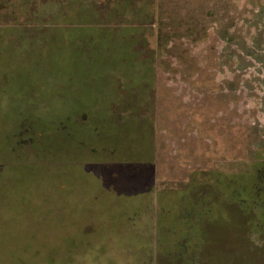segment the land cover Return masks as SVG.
Instances as JSON below:
<instances>
[{
  "label": "rangeland",
  "instance_id": "374dc122",
  "mask_svg": "<svg viewBox=\"0 0 264 264\" xmlns=\"http://www.w3.org/2000/svg\"><path fill=\"white\" fill-rule=\"evenodd\" d=\"M105 39L109 43L129 42L131 53L149 62L151 73L142 80L135 73L126 78L119 72L122 67L111 72L116 94L108 109L114 128L133 124L134 119L139 124L144 125L146 120L151 125L155 191L181 189L202 208L203 230L209 241L203 253H196L194 264H202L200 258L203 264H264V234L243 229L239 217L233 218V209L229 211L230 202L222 204L225 213L230 214L228 220L213 218L210 222L208 217L212 214L204 209L214 203L216 173L238 172L256 157L264 156V0H0V46L20 52L51 43L57 50L65 46L77 49V57L84 59L91 48H98ZM56 61L58 65L48 73V79L56 82L52 103L58 106L66 104L61 91L68 89L63 88V83L57 87L64 80L61 57ZM8 80L0 77V90H30L20 84L12 86ZM38 86L31 90H41ZM69 89L78 88L70 85ZM26 100L30 104L41 103L37 93L28 95ZM85 113L89 114V108L57 121L67 128L57 126L53 131L52 166L57 152H62L65 159L70 153L67 160L71 164L82 165L83 160L88 166L99 168V156H103L100 152L104 151L92 141L101 134L103 137L99 127L104 121L100 122L101 116L95 118L92 113L83 117ZM72 125L88 126L93 131L92 143L71 136L66 147L65 135L70 131L75 133ZM18 135L14 141L26 138L24 132ZM20 145L22 152L42 149L38 143L23 141ZM134 156L122 152L119 158L135 159ZM44 159L43 162H51ZM7 169L11 168L1 167L0 163V170ZM60 171L52 169L49 173L56 177ZM80 171L91 178L83 169ZM111 174L108 171V177ZM89 189L88 197L94 205L86 211V227L91 226L93 235L121 237L120 226L116 227L121 220L110 221L115 206L105 204L108 200L119 203L111 200L110 193L100 186L89 185ZM37 196L39 201H44L45 195ZM153 200L156 225V195ZM52 210L54 226L48 234L54 240L56 256L59 255L57 263L52 264H99L97 245L95 250L80 243L67 249L61 240V233H67L61 231L58 222L63 211L57 204ZM142 211L141 206L135 205L131 211L136 213L133 218ZM48 219L46 213L39 220ZM146 221L149 222L148 217ZM79 223L71 222L70 232L79 230ZM138 228L136 225L135 230ZM156 234L154 255L149 260L152 264H176L174 259L158 253ZM125 237L137 243L146 242L143 237L141 240L134 235ZM94 241L98 242V237ZM136 250L140 253L143 249L136 244ZM111 253L120 257L118 264H127L121 246L115 245L107 255ZM205 254L209 257L204 258ZM107 257L104 255L105 260ZM61 258L65 262L61 263Z\"/></svg>",
  "mask_w": 264,
  "mask_h": 264
},
{
  "label": "trees",
  "instance_id": "16d2710c",
  "mask_svg": "<svg viewBox=\"0 0 264 264\" xmlns=\"http://www.w3.org/2000/svg\"><path fill=\"white\" fill-rule=\"evenodd\" d=\"M103 42L98 48H91L84 59L77 57V49L65 46L57 50L51 43L20 52L13 47L0 46V77L4 76L6 81L9 79L8 82L12 86L20 84L30 88L0 90V163L1 167L11 168L0 170V264L57 263L59 255L56 256L54 240L52 242L48 234L53 231L52 208L55 204L63 211L58 222L61 231L66 230L67 234L61 233V240L68 250L79 243L82 247H93L94 250L97 245L99 264H118L120 257L112 255L114 253L107 255L111 248L118 245V248L121 246L126 253L124 259L127 264L131 261L136 264L151 262V255L147 254L145 249L142 250L143 254L142 251L139 253L136 250V242L129 238L126 240L108 235H93L94 230L91 226L87 228L88 220H84L87 209L94 204L91 203V197H88L91 193L90 179L79 172L82 165H75V162L71 164V160H67L70 153L65 159L62 152H57L54 166L51 164L53 131L57 126L61 129L67 128L64 123L58 124L57 121L86 107L89 108V114L92 113L95 118L101 116L100 122L104 121V125L102 122L99 127L103 137L101 134L98 140L92 141L90 133L93 131L88 129V126L72 125L71 130L74 129L75 133L70 131L65 135L66 147L69 146L71 136L82 137L87 144L93 142L97 145H108L114 135L130 133L129 124L118 128L121 131L119 133L117 128H114L115 123L109 113L108 105L116 94L111 72H116L121 69L118 67H122L123 70L119 72L124 73L126 78L135 73L137 78L142 80L150 75V65L140 59L139 54L131 53L129 42L109 43L106 39ZM58 57H61V78L64 81L59 82L57 87L63 83V88L68 90L61 91L64 93L66 104L56 106L52 103L56 82L48 79V73L58 65ZM93 76L98 79H92ZM41 81L42 85L38 86ZM70 85L78 89L71 90ZM36 86L41 87V90H31ZM32 93L38 94L41 100L39 105L30 104L26 100ZM88 115L85 113L83 117ZM23 132L26 138L13 140ZM23 141L38 143L42 149L33 150L31 153L22 152L20 143ZM122 141H125L124 138ZM45 157L51 162H43ZM52 169H60V174L54 177L49 173ZM214 188V203L209 209L204 207L207 212H211L214 220L229 219L230 214L225 213L222 204L230 202L232 207L229 211L233 209L235 216L231 215L233 218L239 217L243 229L247 227L251 232H264L263 155L247 163L238 172L216 173ZM40 194L45 195L42 198L44 201L38 200L37 195ZM157 201V251L165 258L174 259L176 264L183 263L184 260L187 262L190 256L185 254L182 248L189 249L192 245L188 243L189 240L183 232V227L187 224L182 216L202 215V208L195 199L189 198L180 190H162L158 193ZM125 205L129 206V200H126ZM46 213H49V219L40 221V217ZM73 221L80 222V228L70 232V224ZM202 232L205 246L209 239L205 231ZM96 237L98 242L94 241ZM191 240L198 244L201 238L198 235L194 237L193 234ZM104 255L108 256L106 260ZM206 256L209 257L206 254L203 257ZM61 259V263L65 262L64 258Z\"/></svg>",
  "mask_w": 264,
  "mask_h": 264
},
{
  "label": "crops",
  "instance_id": "0c3cea01",
  "mask_svg": "<svg viewBox=\"0 0 264 264\" xmlns=\"http://www.w3.org/2000/svg\"><path fill=\"white\" fill-rule=\"evenodd\" d=\"M134 121L135 122L133 124H130V133L128 135H123L122 133L121 136L114 135V138H112L113 141L110 142V145H98V147H100V149L104 152H100V154L103 153V156H99V159L100 157L101 159L98 163L99 168H97V170L92 166H88L86 164V161L84 162L83 160L81 162V170L83 169L89 176H91V185L95 184V187L100 186L107 192V194L110 193L111 200L119 203L114 204L109 200L105 203H110L115 206V210L111 211L110 221L114 219L121 220V223L116 226H120L119 228L121 229V237L119 236L117 238H123L127 240L128 238L125 237V235H134L137 236L138 239H140L141 237L145 238V243L140 242L139 244L136 242V244L139 246V249H145L146 252L150 251L149 255L152 256L154 255L155 250L153 238L156 232L155 220L154 216H152V204L154 202L153 199L155 198V195L156 199L158 200V193L160 192L155 191L154 185L155 163L153 151L154 146L153 140L151 138L152 130L151 125L146 122V120L144 125L139 124L138 119H134ZM117 131L120 133V129H117ZM123 138L125 140L124 142L122 141ZM122 152L132 153L133 155H135V159L119 158V155ZM108 171H112V177H108ZM108 178L110 181L108 180ZM173 190L181 191V189ZM148 196H150V199H148ZM126 200H129V206L127 207L125 205ZM135 205L141 206L143 211L135 218H133L136 213L132 214L131 211L134 209ZM116 207H118L117 210ZM149 214H151V219L149 218ZM146 215L149 222L146 221ZM182 217L183 221L187 224L183 227V232L189 240L188 243L192 245L189 249H182L184 250L185 254L190 256V259L187 261L188 264H194L197 261L196 256H198L196 253L199 251L203 253V216L185 215ZM208 218H210V222H212L214 216L211 215ZM135 220H138L137 223L131 222ZM136 225H138L141 230H139L140 228H138V230H135ZM146 229H149V231H146ZM147 232L149 235H145ZM256 233L258 232H252V234ZM259 233L264 234V232ZM193 234L194 237L198 235L201 238L198 244L194 243L191 240ZM109 237H113V234ZM202 261L203 259L200 258V262L203 264Z\"/></svg>",
  "mask_w": 264,
  "mask_h": 264
}]
</instances>
